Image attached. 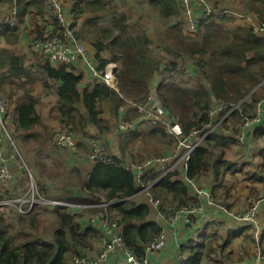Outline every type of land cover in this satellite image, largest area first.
I'll return each instance as SVG.
<instances>
[{
  "label": "trees",
  "instance_id": "obj_1",
  "mask_svg": "<svg viewBox=\"0 0 264 264\" xmlns=\"http://www.w3.org/2000/svg\"><path fill=\"white\" fill-rule=\"evenodd\" d=\"M16 1L20 23L28 16L29 10L37 8L42 12L43 5L48 4V0ZM209 1L212 3L211 0ZM2 2L12 4L13 0H0V3ZM151 2L158 4L156 6L165 18L181 13L180 0H151ZM112 5L113 2L108 0H76L72 13L76 16L90 11H102L111 15L109 26H96L94 17L87 20L89 26L94 27L92 32L95 36L91 40L96 47L99 70H103L109 63V60L103 57L106 50L113 54L110 61L119 64L116 71L118 90L100 82L95 85L93 91L87 90L81 94L78 89L80 75L76 73L74 66L65 64L54 66L49 62L40 66L48 77L59 84L57 117L62 128H69L77 134V138H81L78 141L79 147H85L83 138L97 141L96 136L89 133L90 126H95L100 133L110 130L101 116L104 102H110L111 114L117 115L120 107L126 103L146 100L151 93L149 81L160 68L152 55L149 36L144 32H137L128 14L120 12L118 8L111 9ZM212 5L215 9L219 8L215 4ZM245 5L247 11H244L245 14H252L260 23H264V0H247ZM37 14L41 13L37 12ZM227 15L234 14H225L217 18L223 20ZM35 25L37 26L35 35L38 36L43 33L44 27L37 22ZM204 25L205 30L201 40L183 33L179 26L169 30L164 38L167 43L166 49L175 60L170 62V66H183L178 64V59L191 58L204 75V79L196 87L182 86L174 78L168 79L169 77L165 76V68L164 80L156 89L158 98L177 118L185 133H189L193 128L203 129L210 123L208 111L212 106L213 98L227 104L240 103L244 114L251 111L257 100L252 103L244 100L247 83L258 82L259 77H264L263 35L255 33L250 25L240 27L233 32L215 20L203 22L200 30ZM18 27H8L2 32L3 35H7L8 42L17 41ZM0 53H2L0 86L13 77L20 79L19 84L24 86L25 82L22 79L30 74L26 68L25 56H18L8 50H0ZM28 91L30 90H26L25 99L17 107L15 122L18 129L25 131H31L42 124L41 116L35 106L37 98ZM83 107L85 110L82 109ZM224 114L225 112H219L213 121L216 122ZM240 114L242 113L234 111L228 117H240ZM135 117H139V113L133 107L125 115L124 120L131 121ZM228 117L221 125H226ZM228 128L225 126V130ZM217 129L206 137L204 143L188 161V178L204 173L209 168H213L215 174H220L223 170H236V165L225 158L226 149L235 142V139ZM254 135L257 138L264 137V121L255 128ZM165 136L168 135L159 126L145 132L132 130L122 134L121 151L124 154L133 151L136 144L143 143L146 137L158 143H165L163 140ZM174 140L173 137L171 143ZM215 150H218V154L214 153ZM113 160L115 164L99 161L94 166L89 183L86 185L87 193H90L91 197H71L69 201L98 204L101 202L98 194L104 195L107 201L120 200L110 207L114 214L113 218L118 219L122 238L126 244L142 258L144 244L159 235L163 227L156 220L148 219L151 213L148 204H138L135 197L141 188L136 185L133 173L125 169L118 158L114 157ZM160 176L159 172L151 171L145 181L155 182L151 192L162 200L163 212H167L173 206L193 204L186 182L174 180L175 173ZM254 177L264 181L262 177ZM38 210H42L41 207H37L28 216H18L19 220L22 222L23 219H28L33 228L38 220ZM52 213L56 214L59 223V228L54 230L52 241L40 239V236L36 238L35 234L27 233L26 228L21 226L19 232L25 234V239L20 242H17L14 236L15 227L7 223L6 218L0 214V264H69L68 251L71 249V243L75 241L83 243L90 229L87 228L84 233L79 232V226L73 224L74 216L67 209L56 208ZM204 247V244L192 246L189 264H200L205 255ZM212 253L213 250L210 249L207 254Z\"/></svg>",
  "mask_w": 264,
  "mask_h": 264
},
{
  "label": "crops",
  "instance_id": "obj_2",
  "mask_svg": "<svg viewBox=\"0 0 264 264\" xmlns=\"http://www.w3.org/2000/svg\"><path fill=\"white\" fill-rule=\"evenodd\" d=\"M139 1L144 3L142 14L138 7ZM220 2H223L226 7H229V9H231L233 12H236V14L233 16H241L244 11L247 12L245 5L247 0H233L234 4L231 3L230 5H226L224 1L219 0L218 3ZM113 3L117 6L120 12H126V10L129 12V14L127 12L126 13L129 16V20L135 25L136 30L138 29L137 32L142 31L146 33L149 38L152 39L151 43H157L161 45V52H164L163 60L165 62L175 61L174 57L167 54V43L164 41V38L169 30L178 28V26L183 33L189 35L185 26L183 27L184 16L181 13L179 15L165 18L157 8L156 5L158 4L152 3L151 0H117ZM64 4L67 11L72 13L75 0H64ZM237 6L241 7L237 8ZM10 7L11 4L8 2L0 3V15L6 14ZM46 7L47 5L45 3L43 5L42 12H39L37 8L29 10L28 16L20 23V26L18 27L19 33L17 41L8 42L7 35L5 36V34H2L0 36V50H8L18 56H25L26 68L30 73L28 77H24L22 79L23 82H25L24 86L19 84L20 79L18 78L13 77L7 80L9 82V86L12 88L7 92L8 99L5 98L8 104L6 117L7 121L9 122V126L12 131L14 129L16 134L20 135V141H22L23 146H25L28 150L34 147L44 149L49 146L52 148L50 146L52 135L59 130L67 129L62 128L59 118L57 117L59 115L57 109L59 100L57 88L59 84L56 81L54 82L53 79L48 77L44 72L43 74L38 73L40 66L44 65L46 60L40 54V59L38 60L32 56L31 52L33 38L36 36L35 30H37V26L35 25V17L33 14L35 12L37 14L38 12L41 13L38 15L44 17L46 14ZM202 12L203 10L201 8L196 9L197 15H201ZM108 14L109 13L102 11H90L82 15H74L76 32L79 37L87 42L88 57L90 61L89 63L82 60L74 66L76 73L80 75L78 89L81 94L87 90L93 91L95 85L101 81L95 75V70L99 69V62L96 58V47L93 45L92 40H86L79 33L81 32L84 24L85 27L89 25L86 19L91 17H99V22H94L96 26H99V24L101 26H109L110 23L106 24L105 19H103L104 15ZM233 16L224 18V21L221 20L222 18H211L209 21L215 20L216 22L222 23L223 25L230 28L248 26L243 25L242 23V21L246 20L245 16H242L243 19H240L238 16H236L237 19H235L236 17ZM204 30L205 25L201 28L199 35L196 37L197 39H202ZM159 32L161 33L159 34ZM107 51L109 50H106L105 52ZM103 57L107 58L109 63L113 62L110 61L109 54L103 53ZM178 64H183L185 69L190 71V77L182 75L174 79H182L183 81H188L192 77L198 78L199 80L204 79L201 69L191 58H180L178 59ZM53 65L58 66L59 64ZM164 68V66L160 67L151 78L152 84L149 85L151 93L156 92L158 85L162 81V77L164 78ZM32 77L42 79L36 80L32 79ZM185 77L188 79H185ZM190 82L191 85L196 86L194 80H191ZM4 83H6V81ZM250 83H252L250 94L245 96L244 100L250 103H252L254 100L257 101L253 104V109L249 112H246V114L251 116L253 113H255L258 106L257 104L260 103V120L246 128L243 127L242 120L241 127H239L237 124H234V126H230L228 129L223 130L224 134H228L235 139V142L230 144V146L226 149L227 154L225 158L236 165V170H223L220 174H215L213 168H209L206 172L194 176L198 185L210 194L215 204L210 205L209 203H206L205 198H201L199 200L198 198L196 199L192 188L187 185L190 189V196L193 198V204L202 203L205 207V210L201 216L194 218L193 222L190 224L179 221L177 224H175V226H172V224L167 220H159L161 226L163 227V232L165 233L166 245L159 252L151 253L149 255V264H182V262L185 260L189 261V258L192 254L191 248L193 245L195 246L197 244H204L205 246V255L200 261V264H253L260 252L264 254V200L261 202L257 224L254 225L239 223L233 216V214H240L242 211L246 210L257 197L260 196L264 198V181L254 177L257 176L264 178V137L257 138L254 135L255 128L264 121V99L259 98L258 96L263 91L262 88L264 85V77H259L258 82L252 81ZM1 89H4V84L0 86V90ZM26 90H30L28 92L37 98V103L35 106L42 120V124L33 128L31 131L18 129L17 125L15 124L17 119L16 110L18 105L25 99ZM0 92L3 94L2 91ZM253 96H255V98ZM156 98H158V96ZM212 101L213 103L211 107L220 103V101L215 98H213ZM104 104H107V109L106 112H104L103 109L101 116L106 124L110 127V130L105 133H100L95 126H90L88 130L91 135H95L96 137L103 140V145L101 140L97 139V142L102 145L105 155L111 158L116 157L124 164L132 160H143L146 158L147 155L144 153L139 154V145H141L142 142H138L131 153L127 151L124 154L121 151V139L120 133L118 131V124L120 121L125 119V115L130 109L133 108L131 102L121 106L117 115L111 114L110 102H104L102 104V108ZM82 109L85 110L84 107ZM240 116L242 117V114H240ZM131 121L135 122V131L137 132H145L147 130H151L152 128L158 127L151 126L149 123L140 121L139 117L132 118ZM244 131L245 135L239 141L238 136ZM125 133L128 132H124L123 134ZM62 149L63 150L61 151L66 152L67 154L70 153L72 159H74L72 154L77 156L76 152L69 148ZM83 150H85L87 154L90 151L86 141ZM44 152L47 153V151ZM88 157L83 158L85 165L88 166V168H86L87 172L83 173L82 175V173L77 170V172H79L83 178V185H87L89 183L90 175L97 163ZM44 161L45 160L42 162H36V168L38 170H36V173L39 174V181L43 186L44 192H47V196H50L51 198L69 202L70 206L39 207L51 211L55 210L56 208L67 209L68 211L74 207L80 208L76 210L78 212L75 211L76 213H79L80 217L77 222L82 226L83 229H90L88 236L89 244L77 243L76 245L75 241L71 243V246H74L77 249L75 254L79 252L81 254L95 257L103 249L105 241L102 221L99 217L100 209L96 206H91L92 202L79 203L75 201H69V198L71 197H91L92 195L87 193L86 189L84 192H81L69 189L66 190L65 188H55L53 190H51V188H46L45 186L47 180L45 177L48 176L53 179L56 176L54 173L49 172V164L48 162ZM220 169L222 170L223 168L221 167ZM180 170V168L176 170L174 180H183L186 182L187 176L184 173H180ZM14 174L15 179L13 180V183L15 186H17L22 183L23 173L15 170ZM68 183L70 182L68 181ZM135 198L138 204L146 203L150 206L151 213L148 219L157 220L156 212L151 204L147 201L146 195L138 193ZM83 205H89V207H85ZM221 205H225L228 212L223 211L220 207ZM12 218L19 219L18 216L9 217L6 219L7 223L11 224L14 220ZM210 249L213 250V253L208 255L207 253ZM68 263L73 264L71 255L69 256ZM106 264H126V262L124 261V256L122 254L116 253ZM260 264H264V261Z\"/></svg>",
  "mask_w": 264,
  "mask_h": 264
},
{
  "label": "built area",
  "instance_id": "obj_3",
  "mask_svg": "<svg viewBox=\"0 0 264 264\" xmlns=\"http://www.w3.org/2000/svg\"><path fill=\"white\" fill-rule=\"evenodd\" d=\"M108 1L116 2L117 0ZM180 2L182 4L181 12L184 16L183 27L185 26L187 33L194 37L199 35L203 22L215 16L234 14L232 10L213 8L209 0H180ZM197 8L203 10L201 15L196 14ZM33 16L35 17V22L43 26L44 29L42 34L33 38L32 49L39 52L46 62L69 66H75L82 60L90 63L87 42L78 36L75 27V16L67 11L64 0H48L44 17L38 14H33ZM241 16H245V19L249 20V25L255 33L264 36V23H260L252 14H241ZM15 26H20L19 8L17 1L13 0L9 11L4 15H0V35L6 28ZM117 68L118 64L111 62L103 70L96 69L95 75L102 83L118 90ZM186 72L184 66L178 65L175 67L169 65L166 67L165 76L169 77L168 79H173V77ZM156 92L150 93L144 101L131 102V104L137 109L140 121L147 122L151 126L162 127L166 134L175 138L174 152L159 157L132 160L126 164L121 162V165L133 173L136 185L141 188L139 193L146 195L147 201L156 212V221L158 223H160L159 220H167L172 226H175L179 221L190 224L194 218L201 216L204 212V205L202 203L177 205L170 208L167 212H163L161 207L162 200L155 197L151 192L155 182L147 183L145 178L151 171L159 172L161 174L160 177H162L168 173H176L178 168L181 169L180 173H184L187 176L188 161L210 133L215 131L234 111L242 113L243 127H249L260 120L261 104L258 103L255 113L248 116L243 113L240 103L227 104L220 102L217 107L213 106L208 111V115L211 118L210 123L205 125L203 129L193 128L189 133H185L177 118L164 107L159 98H156L158 96ZM7 105L6 99L0 93V214L8 219L12 216H28L39 206H70L69 202L51 198L44 192L36 171L34 172L29 166L22 153L20 143L9 126L6 117ZM219 112H225L226 115L214 122L213 119L217 117ZM135 128L136 124L134 121L122 120L118 124V130L122 133L135 130ZM243 137L244 132H242L240 139ZM51 143L59 148H69L73 151L79 147L77 134L70 129L55 132L52 135ZM87 143L90 148L88 156L93 161L115 164L113 158L105 155L100 143L93 140ZM15 170L26 175V180L23 178L22 183L17 186L13 183ZM186 182L192 188L196 199L205 198L206 203L215 204L210 194L198 185L194 177L188 178L187 176ZM98 197L101 202L91 204V206H96L100 209L99 217L102 221L105 236L103 249L95 257L80 253V255H76L73 258V264H106L116 253L124 256L126 264H149V255L159 252L166 245V237L163 230L150 242L144 244V256L142 258L138 257L122 238L121 225L118 219L113 218L114 214L110 209L112 205L120 200L107 201L102 194H98ZM263 200L264 198L259 196L253 200L246 210L240 214H233L235 220L244 224H257L259 209ZM83 206L89 207V205ZM220 207L223 211L228 212L225 205ZM263 261L264 254L260 252L253 264H260ZM182 264H189V261L185 260Z\"/></svg>",
  "mask_w": 264,
  "mask_h": 264
},
{
  "label": "rangeland",
  "instance_id": "obj_4",
  "mask_svg": "<svg viewBox=\"0 0 264 264\" xmlns=\"http://www.w3.org/2000/svg\"><path fill=\"white\" fill-rule=\"evenodd\" d=\"M211 1H212L211 4H215L217 7H219L222 10H231V9H229V7H226L223 2L218 3L219 0H211ZM221 1H224L226 3V5H230L231 3L234 4L233 0H221ZM112 6H113V8H111V9H113V10L117 8V6L114 3H113ZM138 7H139V10H140V12L142 14V10L144 8V3H141L139 1V6ZM239 7H241V6H237V8H239ZM126 12L129 14V12L127 10H126ZM229 12H232V11H229ZM234 14H236V12H234ZM230 16H233V15H230ZM236 16H238V15H236ZM236 16H233V17H236ZM215 17H213V19ZM226 17H228V15ZM238 17L240 19H243L242 16H238ZM103 19H105V23L106 24H109L110 21H111V15L110 14L104 15ZM235 19H237V17ZM94 20H95V22H99V17H94ZM86 21L88 22L87 19H86ZM242 23H243V25H249L250 24L248 19L242 21ZM243 25H241V26H243ZM99 26H101V25L99 24ZM244 27H247V26H244ZM227 28H228V30L233 32L234 30H237L240 27H232V28H230V27L227 26ZM92 29L93 28L91 26L88 25L87 27H85V24H84V26H83V28H82V30H81V32L79 34L83 38H85L86 40L89 41V39L91 40L95 36V33L92 32ZM141 32L142 31H140V33ZM161 32H159V34ZM151 41H152V39H151ZM150 48H151L152 55L157 60V63H158V65L160 67H163V66L165 67V66L170 65L171 61L165 62L163 60V58H164L163 57V53L164 52H161L162 51L161 45H159L157 43H151ZM31 52H32V56H34L38 60L40 59V57H39L40 53L39 52L34 51L33 49H31ZM104 53L105 54H109L110 55L109 58L112 59L113 54L110 51H107V52H104ZM167 54L171 55L168 51H167ZM1 55H2V53H0V57H1ZM118 66H119V64H118ZM186 71H187L186 73L179 74L176 77L182 76V75L190 77V71H188L187 69H186ZM38 73L39 74H43V70L41 68H39ZM173 78H175V77H173ZM32 79L38 80V79H42V78H34V77H32ZM185 79H188V78L185 77ZM162 80H164L163 77H162ZM175 80L177 81V83L179 85H182V86L183 85H190L192 87H196L199 84V82L201 81V80H199L198 78H195V77H192L188 81H183L182 79H175ZM191 80L195 81L196 86L191 85V82H190ZM150 81H149V85L152 84V81L151 82ZM251 84L252 83H250V84L247 83L248 87L246 88L245 96L250 94V90H251V87H252ZM11 88L12 87L9 86V82L6 81V83H4V89L0 90V91H2L4 98L8 99L7 92ZM262 89H263V91L258 96H259V98L264 99V85H263ZM253 97L255 98V96H253ZM214 106L217 107L218 105H214ZM103 109H104V112H106L107 104L103 105ZM105 114H107V113H105ZM105 114H103V115H105ZM225 115H226V113L222 117H224ZM242 120H243V118H241V116L240 117H237V116L228 117L226 125H221L222 124L221 123L220 124L221 126L219 125V128L217 130H222L223 131V130H225V126L226 127H230V126H234V124H237L239 127H241ZM67 129H69V128H67ZM13 131H14V129H13ZM14 133H15V136L17 137V139H18V141L20 143L21 150H22V153L25 156V159L27 160L29 166L34 170V172L37 170L36 162L37 161L42 162L43 160H45L49 164L48 165L49 172H52V173L55 174L56 177H54L53 179L51 177H48V176L45 177L46 180H47L46 181L47 183H46V186H45L46 188H51V190H53L55 188L56 189L65 188L66 190L69 189V190L81 191V192L85 191L86 184L83 185V181H82L83 178L81 177V174H79V172H77V170H78L83 175V173L87 172L86 168H88V166L85 165V162L83 160V158H87L88 157V154H87V152L85 150H83V147H77L76 148L75 152H76L77 156L72 154L74 156V159H72V156L70 155V153L67 154L66 152L61 151V150H63L62 148L54 146L52 143L50 144V146L52 148H50L49 146L44 148V149L43 148H37V147L35 148L34 147V148L28 150L25 146H23L22 141H20V138H19L20 135L16 134L15 131H14ZM119 133H120V139L122 140L123 139L122 138V134L123 133L120 132V131H119ZM241 135L238 136L239 141L241 140L240 139ZM244 135H245V131H244ZM96 138L98 140H101L98 137H96ZM79 139L81 140V138H78V141H79ZM172 139H173V137H171V136H168V137L165 136V137H163V140L165 141V143H158V142H156V140H154V139H152L150 137H146L144 142L141 143V145H139V147H140L139 148V150H140L139 154L144 153L145 155H147L146 157H149V158H151V157H159V156H163L165 154H171V153L174 152L175 143H176L175 140L172 141V143H171ZM83 141L84 142L85 141L89 142L90 140L86 139V138H83ZM101 143H102V145L104 144L103 140H101ZM102 145H101V147H102ZM57 150H60V151H57ZM28 151H30V152H28ZM44 151H47V153L44 152ZM214 153L218 154V150H215ZM69 158H71V159H69ZM39 169H40V167H39ZM37 175H39V174H37ZM22 176L26 180V175H22ZM37 181H38V179H37ZM68 181L70 183H68ZM41 209L42 210H38L37 211L39 213L37 215L38 220H37V222H36V224L34 225L33 228L31 227L28 219H23L24 221L21 222V220H19V219L12 218L14 220L12 221L11 224L15 227L14 236H15L17 242H20V241L25 239V234H22V233L19 232L21 226L26 228V232L27 233H29L31 235L35 234L36 238H38V236H40V239H43V240H48V241H52L53 240L54 230L56 228H59V223L56 220V214L52 213L51 210L43 209V208H41ZM77 209H80V208L74 207L73 209H70L69 212H70L71 215L74 216L73 224H75V226H80V229H79L80 232L84 233L85 229H83L82 226L77 222L79 220V218H80L79 217V213H76V212H78V211H76ZM88 236H89V234L86 235L83 243L89 244ZM76 245H77V243H76ZM76 250L77 249L74 246H71L70 251H68L69 256L73 253V255H71L72 259L76 256V254H74L76 252Z\"/></svg>",
  "mask_w": 264,
  "mask_h": 264
},
{
  "label": "clouds",
  "instance_id": "obj_5",
  "mask_svg": "<svg viewBox=\"0 0 264 264\" xmlns=\"http://www.w3.org/2000/svg\"><path fill=\"white\" fill-rule=\"evenodd\" d=\"M181 14H182V12H181ZM182 15H183V14H182ZM212 18H213V17H212ZM215 18H217V17H215ZM210 19H211V18H210ZM210 19H209V20H210ZM209 20H208V21H209ZM205 22H207V21H205ZM192 37H194V36H192Z\"/></svg>",
  "mask_w": 264,
  "mask_h": 264
}]
</instances>
